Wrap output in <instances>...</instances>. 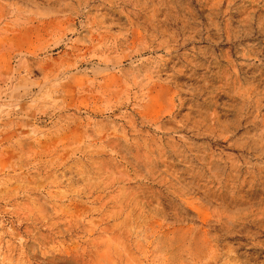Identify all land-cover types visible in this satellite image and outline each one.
Wrapping results in <instances>:
<instances>
[{
    "label": "rangeland",
    "instance_id": "374dc122",
    "mask_svg": "<svg viewBox=\"0 0 264 264\" xmlns=\"http://www.w3.org/2000/svg\"><path fill=\"white\" fill-rule=\"evenodd\" d=\"M0 264H264V0H0Z\"/></svg>",
    "mask_w": 264,
    "mask_h": 264
}]
</instances>
